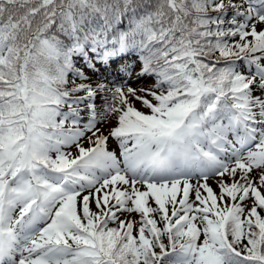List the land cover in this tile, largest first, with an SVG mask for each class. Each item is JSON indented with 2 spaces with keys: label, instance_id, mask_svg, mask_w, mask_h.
<instances>
[{
  "label": "snow or ice",
  "instance_id": "6c2138e0",
  "mask_svg": "<svg viewBox=\"0 0 264 264\" xmlns=\"http://www.w3.org/2000/svg\"><path fill=\"white\" fill-rule=\"evenodd\" d=\"M0 264H264V0H0Z\"/></svg>",
  "mask_w": 264,
  "mask_h": 264
},
{
  "label": "rangeland",
  "instance_id": "374dc122",
  "mask_svg": "<svg viewBox=\"0 0 264 264\" xmlns=\"http://www.w3.org/2000/svg\"><path fill=\"white\" fill-rule=\"evenodd\" d=\"M214 184V182H212Z\"/></svg>",
  "mask_w": 264,
  "mask_h": 264
}]
</instances>
